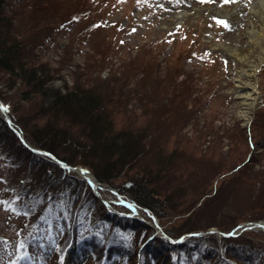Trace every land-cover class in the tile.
Here are the masks:
<instances>
[{"label": "rangeland", "instance_id": "1", "mask_svg": "<svg viewBox=\"0 0 264 264\" xmlns=\"http://www.w3.org/2000/svg\"><path fill=\"white\" fill-rule=\"evenodd\" d=\"M5 1L0 16V40L11 46L32 47L28 52L33 59L27 65L46 64L45 68L51 71L50 87L63 93L75 86L79 91L91 90L103 103L100 121L108 122L115 134L125 133L130 154L135 152L134 145L139 144L136 166L145 171L138 172L139 180L140 174H144L152 189L167 195L180 212L162 215L159 222L163 227L177 234L181 223L189 219L198 223L187 231L210 235V230L216 229L213 235L218 239L220 258L216 259L218 254L215 258L206 255L207 250L201 251L207 258L204 264H264V228L260 227V222L264 224V111L259 116L264 110V20L258 17L259 11L255 12L257 16L251 13L253 0ZM224 7L233 13L226 15ZM232 7H241L242 11ZM257 7L256 3L253 8ZM217 20L226 21L228 27ZM239 56L244 58L240 60ZM1 76L0 91L9 96L21 118H29L31 127L57 126L62 132L66 130L69 119L60 109L51 107L53 111L48 107V100L40 93H32L26 81L14 80L8 85L16 84V88H6L2 81L7 74L1 71ZM27 91L28 103L18 101L21 92ZM143 108L146 114H141ZM80 126L76 133L81 137L84 133ZM67 129L72 131L71 126ZM1 134L0 180L9 178L14 164L18 168L14 174L19 177L24 173V165L31 164L24 158V165H20L5 152V148L15 149L10 137ZM89 142L93 144L92 140ZM79 153L82 155L80 150ZM76 159L80 161L81 157ZM86 160H95L92 152ZM72 166H76L72 170L76 177L70 179L74 190L77 177L83 179L77 172L83 165ZM135 171L131 169L129 174ZM112 182L115 186L103 183L100 197L93 193L95 202L92 195L84 193L86 186L80 187L79 194L89 215L88 208L93 203L102 214V203L110 209L108 200L101 201V197L112 203L120 197L132 198L131 192L119 191H126L131 180L119 176ZM4 185L0 182V194L7 191ZM38 191L33 186L30 195L35 196ZM8 196L9 193L5 198ZM144 210L150 216L147 208ZM111 213L109 216L115 222L104 219L103 237L100 234L96 239L102 242L101 253L105 245L115 249L109 260L98 263L87 247L81 248L82 242L75 251L65 247L59 254L54 240L58 235L55 221L54 231H47L40 241L43 247L16 264H61V257L63 264H122L120 248L128 242L121 229L125 225L119 215ZM132 214L129 217L150 229L145 224L150 220L139 212ZM250 214L260 218L249 219ZM213 222L217 225L211 226ZM22 223L20 214L0 206V264H11L24 253L17 251L20 240L16 241ZM238 223L241 227L232 241L236 244L230 243L240 260L237 262L222 253L224 236L220 233ZM95 227L98 232L99 226ZM164 240L159 244L156 238L152 239L151 249L140 256L134 253L124 264L177 262L175 250L165 237ZM188 245L189 251L183 247L178 253L182 258L188 253L198 258L194 240H189Z\"/></svg>", "mask_w": 264, "mask_h": 264}, {"label": "trees", "instance_id": "2", "mask_svg": "<svg viewBox=\"0 0 264 264\" xmlns=\"http://www.w3.org/2000/svg\"><path fill=\"white\" fill-rule=\"evenodd\" d=\"M5 2V0H0V16ZM1 22L2 19L0 18V24ZM28 49L32 50V47L28 48L27 45L25 46L23 44L11 46L0 40V72L2 71L3 74H7V77H5L2 82L5 83L6 88L8 87L11 90L16 88V84L9 86V83H13L14 80L16 82L17 80L21 82L26 81L27 86L32 89V93H40L48 100V107L50 106V108L52 107L53 109L55 107V110L60 109L62 115L70 121L68 120V122H66V130L63 132L57 126H43L41 129L33 128L28 121L29 118H21L18 115L19 109H15L12 106L9 96L0 91V101L7 109L6 113L10 118L12 127L19 131L22 137L21 141L15 132L6 124L2 117L3 115L0 113V132L4 134V136L10 137L11 146L15 149L12 151L10 147L9 149L5 148V152L18 160V164L21 163L24 165V161H22L24 158H27L28 162L31 164L29 165L30 167L24 165V173L18 177L14 174L15 170L18 168H16V165L11 160V166L14 164V166H12L14 167L12 169V174L8 176L9 178L1 177L0 180L1 183L5 182L4 189L7 190L0 194V201L13 202V207L16 209L15 213H19L21 218H23L22 228L16 233V241L20 240V242H24L26 245L21 249V251L24 252L23 254L29 253L34 245L47 236V231H54L53 225L55 221L58 222V235L54 239L58 253L62 251L68 241H72L76 245L80 242L89 245L92 247L91 250L94 252L97 260L101 259L103 256L110 258L115 251L113 247L105 245L104 252L101 253L100 246L102 242L99 244L96 240L100 234L103 237V230L106 227L104 219H106V222H115L112 221V216H109L110 212L105 211L104 206L101 205L104 209L102 214L98 211L99 209L93 206V203V205H90V208H88L89 215L86 211L84 199L80 197L79 194L80 187L86 186L84 193L86 191L88 194L92 195L93 202L96 201V197L93 194L94 191L79 177H77L78 180H76V182H78L77 187L75 186L76 189L72 190L73 183H71L70 179L76 177L73 175L74 172L58 166L55 160L49 155L51 154L67 164L72 165L74 163L83 165L82 167L93 174L95 179L100 183V186H102L103 183L115 186L112 180L119 176L131 180V182H127L128 186L125 185L128 187V189H125L126 191L121 189H119V191L132 193L131 199L135 202L141 215L147 218V220L150 219L144 210V208H147L157 218L162 231L173 239H177L184 234L181 241L173 246L166 239L167 243L170 244L169 246L175 250L177 264H204L207 258L202 256L201 251L206 253V250L208 251L206 255L211 254L216 258L219 246H217L218 239L213 235L215 233L203 235L200 231H187L197 226L196 222L198 223V220L191 221L186 219V221L182 222L178 227V232L175 231L177 234H174V232L166 226L163 227L159 222V219L163 220L161 216L164 214L166 216H174V214H179L180 212L176 210V206L167 195L163 192H157L155 187L152 189L150 186L151 183L145 181L146 177L144 174L142 175L145 171L141 170V167L136 166L135 155L137 152L139 153V144L134 145L135 152L130 154L129 149H127L128 144H125V140L128 142L125 133L122 131L123 133L120 135H118L119 133L115 134L116 132H112L108 122L102 123L100 121L99 116L102 115V110H104L101 100H98L89 89L79 91L78 87L75 86L74 89L69 91L66 90L63 93L59 89L50 87L48 82H50L51 71L47 70V67L45 68L44 65L46 64L33 66L31 64L28 66V62L33 59L29 56L30 52H28ZM0 78H2V76ZM29 94L30 91L21 92L18 101L24 100L26 103L30 100ZM105 102L108 103V101ZM40 104L41 103H39V106ZM38 109H42V105ZM148 111L149 109L147 108L146 113ZM263 111L264 110L260 112L259 116L262 115ZM144 112L145 109L143 108L141 114H146ZM79 124H81L80 130L84 133L81 137L79 133H76V131H79ZM67 126H71L72 131L69 132ZM89 140H92L93 144H91ZM1 143L2 141H0V144ZM24 143L31 147L39 148L49 154L34 152L25 146ZM131 144L132 143H130V145ZM79 150L82 152V155L79 153ZM141 151H143V149ZM91 152L95 160L89 162L86 160V156H91ZM20 154L22 157L18 156ZM78 156L81 157L80 161L76 159ZM239 167L240 166L237 168ZM131 169H135V173L129 174ZM47 170L49 171L47 172ZM140 171H142V173L140 174L139 180L138 172ZM13 176H15L14 178H16V180L13 179ZM14 182L15 187L13 184ZM33 186L39 189L38 193L35 196L28 195ZM98 191L102 194L101 189ZM8 193L9 196L5 198ZM155 196H162L164 199L160 200ZM17 197H19V199H17ZM113 206L118 209H124L115 204H113ZM167 209L170 210L171 213H169ZM7 211L14 213L10 210ZM24 213L27 214L25 215ZM247 218L256 220L260 217L251 216L250 214ZM79 219L83 220L79 222ZM120 219L125 225L121 228L124 234H126V237H124L125 242L128 241L125 247L122 249L120 248L121 251L123 250V253L121 252L120 254L123 264L126 260H131L134 253H138L140 256V254H144L147 250L151 249L149 243L152 239L156 238L159 244L165 243V236H154L152 239H147L154 230L151 227L150 230L148 227L140 225L138 219L125 216H120ZM96 224L99 226L98 232L95 227ZM210 225L217 224L213 222ZM236 225L237 224H233V226L229 227L224 232L230 231ZM185 228L187 229L185 230ZM184 230L185 232H183ZM96 232L97 234H95ZM196 232H199V234H189ZM236 237H224L222 239L223 248H221V250L223 251L222 253L229 255L231 259H235L238 262L240 260H238V257L234 254L235 248L230 246V243L236 244L232 242L236 240ZM104 238L106 239L105 235ZM189 240H194L195 245H197L196 248H198L197 252L199 257L196 259L192 258L189 253L187 256H184V258L178 253V249H182L183 247L189 251ZM141 244L142 247H140ZM26 250L27 252H25ZM125 255L126 258L123 259ZM219 255L220 254H218L216 259L220 258ZM154 258L156 257L154 256ZM152 261L145 262L144 264H151Z\"/></svg>", "mask_w": 264, "mask_h": 264}, {"label": "bare ground", "instance_id": "3", "mask_svg": "<svg viewBox=\"0 0 264 264\" xmlns=\"http://www.w3.org/2000/svg\"><path fill=\"white\" fill-rule=\"evenodd\" d=\"M182 1V0H181ZM218 0H215L213 3H216ZM189 2H193V0H189V1H187L186 3H189ZM256 3H257V9H254L253 7L254 6H256ZM252 4H253V7H252V11H251V13H254V15L253 16H257V15H259L258 17H261L263 20H264V0H253L252 1ZM251 4V5H252ZM259 4V5H258ZM235 11H240L241 10V7H232ZM232 9H230V8H228V7H224L223 9H222V11L227 15V14H230L231 12L233 13V11H231ZM242 11V10H241ZM258 11H259V13H258ZM258 13L257 15H255L256 13ZM226 15H220V16H226ZM250 33H259L258 31L257 32H255V31H250ZM255 37H257V36H255ZM254 37V38H255ZM252 41H253V39H252ZM242 58H244V57H242V56H239V59L241 60ZM250 91V92H249ZM246 93H249V94H252L251 93V90H247V91H245ZM78 170H79V168H77ZM82 174L85 176V178L88 180V181H91V180H93V175L92 174H90L89 172H87V171H82ZM260 227L261 228H264V224L263 223H261L260 222ZM153 229H154V231H156V232H160L161 231V228H156V227H152ZM211 231V233H214V232H217L216 231V229L215 230H210ZM91 249H92V247H91ZM229 260L230 261H236L235 259L233 260V259H231V258H229ZM152 263L153 264H157L156 263V261H152ZM169 264H174V263H169Z\"/></svg>", "mask_w": 264, "mask_h": 264}, {"label": "snow or ice", "instance_id": "4", "mask_svg": "<svg viewBox=\"0 0 264 264\" xmlns=\"http://www.w3.org/2000/svg\"><path fill=\"white\" fill-rule=\"evenodd\" d=\"M201 2H206V0H201ZM224 3H228V2H235V0H223ZM215 19V18H214ZM217 23L218 24H221L223 25L224 27H228V24L226 21H223V20H217ZM0 108H3L4 111H7L6 108H4L3 106H0ZM81 171H85V170H81ZM17 199H19V197H17ZM0 206H3L5 207V210H10V211H13V212H16V209L13 207V202H5V201H0ZM19 214V213H17ZM25 215L27 213H24ZM43 219V217H42ZM49 239H51V237H49ZM25 243L24 242H20L17 246V251H19L20 249H23L25 247ZM41 247H43V245H39ZM25 256L23 255H18L16 257V260L15 261H12L11 264H16V261H19V260H22L24 259ZM61 264H63V257H61Z\"/></svg>", "mask_w": 264, "mask_h": 264}, {"label": "water", "instance_id": "5", "mask_svg": "<svg viewBox=\"0 0 264 264\" xmlns=\"http://www.w3.org/2000/svg\"><path fill=\"white\" fill-rule=\"evenodd\" d=\"M1 106V105H0ZM1 110L3 111V109L1 108ZM5 119H6V121H7V123H8V125H10L11 126V123H10V121H9V118H8V116L6 115L5 116ZM158 229H159V227H158Z\"/></svg>", "mask_w": 264, "mask_h": 264}]
</instances>
